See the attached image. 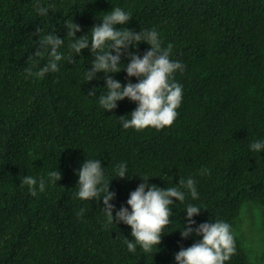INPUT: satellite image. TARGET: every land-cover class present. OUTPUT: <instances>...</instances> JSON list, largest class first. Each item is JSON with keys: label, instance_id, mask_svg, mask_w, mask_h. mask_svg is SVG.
<instances>
[{"label": "trees", "instance_id": "trees-1", "mask_svg": "<svg viewBox=\"0 0 264 264\" xmlns=\"http://www.w3.org/2000/svg\"><path fill=\"white\" fill-rule=\"evenodd\" d=\"M37 4L55 7L41 16ZM114 7L132 17L118 29H155L164 47L173 45L170 59L185 65L173 74L183 98L171 126L123 128L120 117L130 119L137 103L125 98L114 110L102 108L105 73L89 82L94 55L84 49L76 56L69 46L66 21L81 26L79 38ZM38 27L41 36L65 40L59 71L42 78L25 73L48 63L46 50L28 63L39 47ZM149 49L140 43L130 51L143 56ZM127 63L126 53L121 66ZM109 75L138 82L126 71ZM93 88L96 96H89ZM257 141H264V0H0V264H177L181 247L202 239L179 231L189 204L201 208L193 227L230 225L235 253L225 264H258L237 233L246 204L264 208V149L250 148ZM86 159L101 160L105 180H112L114 216L122 205L131 211L127 200L145 177L164 189L192 178L198 199L182 189L186 198L170 205L158 248L145 252L137 244L131 252V226L109 223L102 199L75 195ZM121 163L124 179L116 178ZM50 171H61L62 179L43 192L37 186L36 196L21 185L23 176L39 180Z\"/></svg>", "mask_w": 264, "mask_h": 264}, {"label": "clouds", "instance_id": "clouds-1", "mask_svg": "<svg viewBox=\"0 0 264 264\" xmlns=\"http://www.w3.org/2000/svg\"><path fill=\"white\" fill-rule=\"evenodd\" d=\"M53 4L45 7L43 4L36 5V11L39 15H47L49 9H54ZM132 19L131 13L123 8L114 7L110 12L103 16L102 23L96 24L90 30L89 34L76 37V33L82 31L80 25L74 21H66L67 38L72 42L70 48L77 55L82 50L89 49L94 55L91 70L86 73L89 82L97 78V73H105L107 92L98 97L99 105L106 111L114 110L118 107L117 102L125 98L137 103V108L130 114V119L125 116L120 117L123 128H135L141 130L147 127L157 129L171 126L175 121L183 98V86L176 82L174 73L177 70L181 72L185 65L179 61L170 59L173 45L169 43L163 46L160 34L155 29H142L139 32L127 27L118 29L117 25H126ZM42 29L37 28L35 35H39V47L34 55L29 56L28 63H36V57L42 56V50L49 53L48 63L33 73L32 67H27L25 73L28 76L44 77L49 72L59 71L58 63L65 59L62 52H59L62 40L56 33H49L41 36ZM140 43H147L150 49L146 50L143 56L131 52L133 47ZM108 49L107 51L105 49ZM115 52V55H113ZM127 53L130 63L121 66L122 57ZM74 62V60H73ZM126 71L129 78L136 77L138 82L132 83L131 79L126 84L112 78L110 73H119ZM97 89L89 90V96H96ZM250 148L253 151L264 149V141L252 142ZM202 169L201 172H205ZM116 178L124 179L127 176V166L121 163L116 169ZM79 177L78 189L75 194L82 200L99 199L103 200L104 213L108 217L109 223H124L131 226L134 240H126L127 248L135 252L137 244L145 252L151 251L162 241L163 230L170 224L173 216L170 205L174 201L183 202L186 198L187 189L193 199H198L195 181L192 178L179 180V186L160 188L155 184H149L150 178L145 177L143 183L130 193L127 200L129 207L121 206L115 211V205L111 203L116 197V193L110 191L111 181L105 180V168L99 159H86L81 168L77 171ZM62 179L61 171H50L47 177H41L39 180L28 175L22 178L21 185H27L32 196L37 195V186L40 192L45 190L46 183L55 184ZM84 209H81L79 215H83ZM201 208L189 204L187 206V218L183 224V229L179 230L181 236L187 239L195 234L201 236L190 247H181L175 254L177 264H225V261L235 253L234 237L231 234L230 225L224 221L205 222L196 227V221L193 216L199 214Z\"/></svg>", "mask_w": 264, "mask_h": 264}, {"label": "rangeland", "instance_id": "rangeland-1", "mask_svg": "<svg viewBox=\"0 0 264 264\" xmlns=\"http://www.w3.org/2000/svg\"><path fill=\"white\" fill-rule=\"evenodd\" d=\"M237 233L245 242L253 260L264 264V208L253 203L246 204L242 209Z\"/></svg>", "mask_w": 264, "mask_h": 264}]
</instances>
